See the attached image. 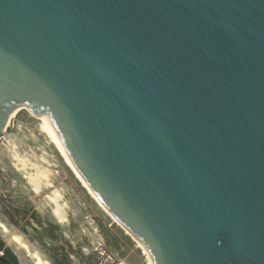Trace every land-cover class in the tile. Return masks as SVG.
I'll return each instance as SVG.
<instances>
[{
	"label": "water",
	"instance_id": "95a60500",
	"mask_svg": "<svg viewBox=\"0 0 264 264\" xmlns=\"http://www.w3.org/2000/svg\"><path fill=\"white\" fill-rule=\"evenodd\" d=\"M21 107L153 264H264V0H0Z\"/></svg>",
	"mask_w": 264,
	"mask_h": 264
},
{
	"label": "rangeland",
	"instance_id": "374dc122",
	"mask_svg": "<svg viewBox=\"0 0 264 264\" xmlns=\"http://www.w3.org/2000/svg\"><path fill=\"white\" fill-rule=\"evenodd\" d=\"M27 110L0 139V238L20 264L33 259L17 234L49 264H149L147 255L88 195ZM56 198L63 222L54 215Z\"/></svg>",
	"mask_w": 264,
	"mask_h": 264
},
{
	"label": "bare ground",
	"instance_id": "6f19581e",
	"mask_svg": "<svg viewBox=\"0 0 264 264\" xmlns=\"http://www.w3.org/2000/svg\"><path fill=\"white\" fill-rule=\"evenodd\" d=\"M21 110H27L32 116L37 118L40 123V129L41 131L47 136V138L50 140L51 144L55 147L57 152L59 153L60 157L64 161V164L67 166V168L71 171L73 176L76 178V180L81 184V186L85 189V191L88 193V195L97 203V205L111 218V220L117 224L120 228H122L128 236H130L138 245L139 248L143 250V252L147 255L148 263L153 264L152 259L146 250L144 246L136 239L132 234L127 230L123 224L110 212V210L105 206V204L102 202V200L97 196V194L94 192V190L91 188V186L88 184L84 176L79 172V170L73 165L71 162L66 149L59 137V134L51 121L50 117H44L38 114H35L32 110H30L28 107H21L14 113V117L16 114H18ZM13 117V118H14ZM6 134V133H5ZM4 134V135H5ZM2 135L0 139L4 136ZM51 202L55 204L56 208L54 211V215L59 219L60 222L64 221V217L61 214L60 205L57 203V199L53 198L51 199ZM0 228L2 229L4 234H9L10 230L9 228L4 224L0 223ZM10 239L13 243H15L18 246V249H23L27 253L28 256H30L33 259L34 264H49L47 260H45L38 252L32 251L29 247V245L21 238V236L17 234L10 235Z\"/></svg>",
	"mask_w": 264,
	"mask_h": 264
},
{
	"label": "trees",
	"instance_id": "16d2710c",
	"mask_svg": "<svg viewBox=\"0 0 264 264\" xmlns=\"http://www.w3.org/2000/svg\"><path fill=\"white\" fill-rule=\"evenodd\" d=\"M0 264H20L17 256L0 238Z\"/></svg>",
	"mask_w": 264,
	"mask_h": 264
},
{
	"label": "flooded vegetation",
	"instance_id": "af4514ba",
	"mask_svg": "<svg viewBox=\"0 0 264 264\" xmlns=\"http://www.w3.org/2000/svg\"><path fill=\"white\" fill-rule=\"evenodd\" d=\"M1 239H2V238H1ZM2 240H3V239H2ZM3 241H4V240H3ZM53 262H54V264H55V263H58L56 260H55V261L53 260Z\"/></svg>",
	"mask_w": 264,
	"mask_h": 264
}]
</instances>
